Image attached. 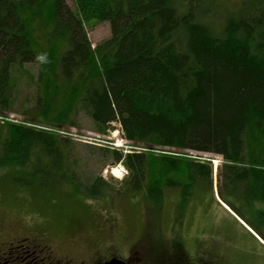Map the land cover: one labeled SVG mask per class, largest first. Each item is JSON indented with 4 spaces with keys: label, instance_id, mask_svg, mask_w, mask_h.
Segmentation results:
<instances>
[{
    "label": "trees",
    "instance_id": "16d2710c",
    "mask_svg": "<svg viewBox=\"0 0 264 264\" xmlns=\"http://www.w3.org/2000/svg\"><path fill=\"white\" fill-rule=\"evenodd\" d=\"M73 4L0 0V112L11 110L16 68H38L28 109L35 121L0 115V166L84 202L112 191L160 207L174 190L184 205L196 191L213 194L216 179L228 207L233 197L264 203V0ZM90 21L111 32L94 47ZM79 108L99 133L118 123L132 144L100 146L105 165L127 170L118 182L83 175L64 143L59 129L75 126ZM185 150L220 155L216 172L211 159Z\"/></svg>",
    "mask_w": 264,
    "mask_h": 264
},
{
    "label": "rangeland",
    "instance_id": "374dc122",
    "mask_svg": "<svg viewBox=\"0 0 264 264\" xmlns=\"http://www.w3.org/2000/svg\"><path fill=\"white\" fill-rule=\"evenodd\" d=\"M65 1L74 9L73 0ZM86 32L92 47L111 33L106 21H90ZM23 67L26 72L15 70L14 101L11 110L0 112L4 120L35 121L28 109L34 104L36 89L31 77L36 78L38 68L36 64ZM4 120L0 118V124ZM73 122L75 126L59 130L64 131V143L75 147L83 175L105 179L111 175L118 182L122 166L113 171L118 164L105 165L100 146L129 149L132 144L122 137L120 125L112 122L106 133H99L81 108ZM185 152L211 159L214 169L221 160L213 153ZM28 179L18 168L0 166V256L13 259L8 264L19 259L5 252L14 253L12 244L28 241L48 245L52 260H61L55 264L102 263L110 257L128 259L129 264H264V203L253 206L233 197L226 208L218 197L216 179L213 194L208 189L196 191L181 205L178 191H165L160 207L139 193L117 196L112 191L84 202L63 191L41 188L36 179L28 183Z\"/></svg>",
    "mask_w": 264,
    "mask_h": 264
},
{
    "label": "flooded vegetation",
    "instance_id": "af4514ba",
    "mask_svg": "<svg viewBox=\"0 0 264 264\" xmlns=\"http://www.w3.org/2000/svg\"><path fill=\"white\" fill-rule=\"evenodd\" d=\"M25 246V248H24ZM16 248V249H15ZM11 249H15L14 253H10V252H5L7 254H14L16 256H18L19 261L17 263H13V264H55L56 263H60L61 260H57L55 261L54 259L52 260V257L50 255V248L48 247V245L40 243V242H35V241H28L25 243V245H15L11 246ZM180 255V254H177ZM9 256L4 254L3 256H0V264H8L11 263L13 261V259H9ZM51 257V259H50ZM112 258V257H110ZM110 258L102 261L96 262L94 261L92 264H103L104 262L108 261ZM30 260V261H27ZM127 264H129L128 259H125ZM62 264H70V262L66 261L63 262ZM203 264V262L201 263Z\"/></svg>",
    "mask_w": 264,
    "mask_h": 264
},
{
    "label": "water",
    "instance_id": "95a60500",
    "mask_svg": "<svg viewBox=\"0 0 264 264\" xmlns=\"http://www.w3.org/2000/svg\"><path fill=\"white\" fill-rule=\"evenodd\" d=\"M110 129H112V127H110ZM215 172H216V168H215ZM103 264H127V263L125 260H123L121 258L112 257L108 261L104 262Z\"/></svg>",
    "mask_w": 264,
    "mask_h": 264
},
{
    "label": "built area",
    "instance_id": "2783aa9c",
    "mask_svg": "<svg viewBox=\"0 0 264 264\" xmlns=\"http://www.w3.org/2000/svg\"><path fill=\"white\" fill-rule=\"evenodd\" d=\"M120 166V164H118V166H117V168ZM121 169H122V171H120L121 172V175H123L126 171H125V169L123 168V167H120Z\"/></svg>",
    "mask_w": 264,
    "mask_h": 264
},
{
    "label": "clouds",
    "instance_id": "9594fccd",
    "mask_svg": "<svg viewBox=\"0 0 264 264\" xmlns=\"http://www.w3.org/2000/svg\"><path fill=\"white\" fill-rule=\"evenodd\" d=\"M39 59L43 60V59H44V57H43V56H41V57H39Z\"/></svg>",
    "mask_w": 264,
    "mask_h": 264
},
{
    "label": "bare ground",
    "instance_id": "6f19581e",
    "mask_svg": "<svg viewBox=\"0 0 264 264\" xmlns=\"http://www.w3.org/2000/svg\"><path fill=\"white\" fill-rule=\"evenodd\" d=\"M115 169L117 170L118 168H117V167H114L113 171H114ZM117 172H118V171H117Z\"/></svg>",
    "mask_w": 264,
    "mask_h": 264
}]
</instances>
